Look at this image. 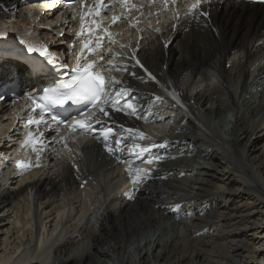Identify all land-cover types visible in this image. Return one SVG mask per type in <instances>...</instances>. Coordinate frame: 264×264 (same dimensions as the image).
Wrapping results in <instances>:
<instances>
[{"label": "bare ground", "instance_id": "obj_1", "mask_svg": "<svg viewBox=\"0 0 264 264\" xmlns=\"http://www.w3.org/2000/svg\"><path fill=\"white\" fill-rule=\"evenodd\" d=\"M22 2L0 0V27L27 41L34 27L45 26L48 31L37 33L48 44L56 33L68 34L71 23L50 30L58 20L35 22ZM202 7L208 17L194 20L183 15V4L171 5L159 24L150 22L161 32L148 30L135 44L137 24L121 37L109 30L118 34L117 43L110 46L105 36L97 49L120 54L115 62L127 71L111 75L140 98L146 117L113 112L102 117L104 125L139 129L151 137L139 143L164 145L151 149L166 157L158 165L135 160V167L154 168L144 184L133 185L119 162L134 159L129 152L109 155L93 139L96 133L69 140L71 152L52 143L40 167L18 174L8 154L16 149L21 123L13 129L19 116L6 120L9 108L0 111V156L8 158L0 159V264H264V7L235 0ZM164 35L173 36L167 48L160 43ZM121 44L138 45L147 66L169 77L188 104L187 116L156 100L158 92ZM51 45L68 66L80 50ZM25 65L5 60L0 75L11 76V69L25 74ZM45 137L51 141L50 133ZM14 182L18 188L10 191ZM131 189L134 202L123 194ZM157 192L166 200L156 202ZM86 217L95 225L83 224Z\"/></svg>", "mask_w": 264, "mask_h": 264}, {"label": "snow or ice", "instance_id": "obj_2", "mask_svg": "<svg viewBox=\"0 0 264 264\" xmlns=\"http://www.w3.org/2000/svg\"><path fill=\"white\" fill-rule=\"evenodd\" d=\"M75 2L76 0H51V7H56L58 3H64L65 8H68L71 3ZM181 3L186 9L183 13L185 17L198 20L200 17L209 15L202 6L209 5L210 7L211 0H142L139 5L133 3V0H92L91 4L87 0H79L80 26L79 30L75 32L73 47L79 42L80 50L75 52V60L70 69L66 63L61 62L50 51L47 43L33 44L25 40L20 41L24 45V53L17 55H23L27 59L28 63L25 67L28 75L36 78L50 76L51 79L45 87L24 93L25 98L31 101V105L27 119L21 123L25 129L29 130L20 141L19 147L24 149L26 154L28 152L35 153L36 163L33 165L31 159L9 161L15 164L18 174H22L33 166L40 167L41 154L52 143H61L65 149L71 152L72 149L68 147L69 140H75L77 134L96 133L93 139L98 142L102 141L109 155H114L120 150H127L134 158L119 161L126 165L125 172L133 185H142L153 175L154 168L135 167V160L139 159L145 165H158L166 157L151 154V149L164 145L153 143L146 146L139 143V141L151 140V137L139 129L125 128L121 125V130L117 131L112 125H104L102 117L111 118L113 112L134 116L136 119H146V117L140 115V98L134 95L131 89L122 86L124 82L121 79L111 75L113 71H127L126 66L122 68L115 62L120 54L110 50L97 54V49L102 48L105 36H107L109 44L117 43L113 38V33L109 32L112 25L122 20H128L130 27H135L140 23L139 17L145 16L142 11L144 7L151 8L161 5L162 11H168L169 5L176 6ZM44 6L40 5L41 8ZM110 8L119 11V15H112L110 24L104 26V19H97V17ZM133 10L139 14V17L132 15ZM76 12L77 9H73V19H76ZM153 14L151 11L147 13L148 16ZM180 16L181 13L175 11L172 19L178 21ZM64 23L68 22L65 20ZM159 23L160 21L157 20V24ZM148 26H152L150 22ZM176 27V23L171 24L172 29ZM154 31L161 32V28L157 27ZM28 34L31 35V32ZM58 35L63 36L64 32L61 31ZM120 47L123 49L127 45L121 44ZM165 47H167V42ZM94 55L96 59L91 58ZM108 55H111L112 59L105 60ZM12 56L11 50L0 49V58L10 59ZM131 59L136 60V63L143 67L135 54ZM148 75L149 78L155 80L151 73ZM169 95L177 103H180L174 91L169 92ZM17 99H19L18 96ZM5 100L6 96L0 92V102ZM156 100L162 101L163 98L157 96ZM31 128H34L35 131ZM41 128L55 130L59 139L53 138L52 141H46L44 132L40 131ZM0 159L8 158L0 156ZM75 166L73 164V167ZM81 186L83 187V185ZM134 191L135 189H131L123 194L128 199H133ZM180 207L177 204L175 209L179 210Z\"/></svg>", "mask_w": 264, "mask_h": 264}, {"label": "rangeland", "instance_id": "obj_3", "mask_svg": "<svg viewBox=\"0 0 264 264\" xmlns=\"http://www.w3.org/2000/svg\"><path fill=\"white\" fill-rule=\"evenodd\" d=\"M19 181V180H18ZM16 182V181H15ZM14 182V183H15ZM12 184L11 185V188L9 189L10 191H15L17 188H18V186H17V183H15V184ZM14 185V186H13ZM162 194H160V193H156V195H155V198H154V200L156 201V202H160V201H165L166 200V196H161ZM161 196V197H160ZM160 198V199H159Z\"/></svg>", "mask_w": 264, "mask_h": 264}]
</instances>
